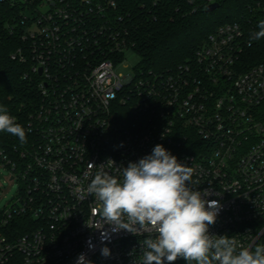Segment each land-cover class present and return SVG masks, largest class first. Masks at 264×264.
Wrapping results in <instances>:
<instances>
[{"label": "built area", "instance_id": "2783aa9c", "mask_svg": "<svg viewBox=\"0 0 264 264\" xmlns=\"http://www.w3.org/2000/svg\"><path fill=\"white\" fill-rule=\"evenodd\" d=\"M0 7L10 59L36 91L35 103L8 112L18 124L25 115L26 142L0 148V166L21 184L0 212V264H77L81 253L92 264H140L147 234L99 228V203L86 190L100 165L121 178L117 168L157 144L192 167L195 190L211 193L204 199L219 202L211 234L264 245V62L241 70L251 45L241 25L221 26L174 70L139 65L124 75L117 70L136 51L117 0ZM17 217L27 220L21 233L10 230Z\"/></svg>", "mask_w": 264, "mask_h": 264}, {"label": "clouds", "instance_id": "9594fccd", "mask_svg": "<svg viewBox=\"0 0 264 264\" xmlns=\"http://www.w3.org/2000/svg\"><path fill=\"white\" fill-rule=\"evenodd\" d=\"M258 28L252 39L264 38V20ZM0 132L18 137L21 144L26 142L24 128L4 106H0ZM117 169L121 178L100 165L86 192L99 203V228L108 224L113 232L147 234L140 264H174L178 259L186 264H264V245L243 247L234 238L210 233L219 202L204 199L211 194L209 190H195L192 167L163 145L157 144L151 154ZM101 255L110 256V249L103 247ZM77 264L92 262L81 253Z\"/></svg>", "mask_w": 264, "mask_h": 264}, {"label": "trees", "instance_id": "16d2710c", "mask_svg": "<svg viewBox=\"0 0 264 264\" xmlns=\"http://www.w3.org/2000/svg\"><path fill=\"white\" fill-rule=\"evenodd\" d=\"M117 1L121 13L130 14V39L144 70L166 72L193 61L209 36L225 24L241 25L251 44L245 49L242 71L264 62V38L252 39V34L259 31V21L264 20V0ZM213 3L220 7L208 13L207 8ZM0 38V106L17 113L24 104L35 103L36 91L23 79L24 66L10 59L14 45L1 28ZM20 116V125L24 127L25 115ZM13 145L22 146L18 137L0 132V148L8 153ZM26 221L17 217L10 230L23 232Z\"/></svg>", "mask_w": 264, "mask_h": 264}, {"label": "rangeland", "instance_id": "374dc122", "mask_svg": "<svg viewBox=\"0 0 264 264\" xmlns=\"http://www.w3.org/2000/svg\"><path fill=\"white\" fill-rule=\"evenodd\" d=\"M127 68H119L117 71L124 75H131L133 68L141 63V57L134 51L126 52ZM21 184L18 180H11L10 171L0 166V212L6 210L9 205L15 202L20 193Z\"/></svg>", "mask_w": 264, "mask_h": 264}, {"label": "water", "instance_id": "95a60500", "mask_svg": "<svg viewBox=\"0 0 264 264\" xmlns=\"http://www.w3.org/2000/svg\"><path fill=\"white\" fill-rule=\"evenodd\" d=\"M219 7H220L219 4H217V3H213V4H211V5L208 6V8H207V12H208V13L214 12V11H216L217 9H219Z\"/></svg>", "mask_w": 264, "mask_h": 264}]
</instances>
